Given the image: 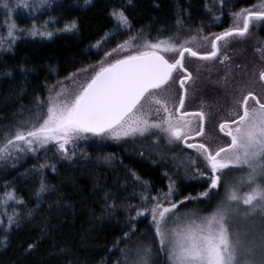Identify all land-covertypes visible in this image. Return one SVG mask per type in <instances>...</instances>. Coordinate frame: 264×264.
Instances as JSON below:
<instances>
[{
	"label": "trees",
	"instance_id": "1",
	"mask_svg": "<svg viewBox=\"0 0 264 264\" xmlns=\"http://www.w3.org/2000/svg\"><path fill=\"white\" fill-rule=\"evenodd\" d=\"M256 1L60 0L52 17L61 20L59 29L75 21L76 31H60L49 40L22 33L0 52V138L27 118L49 85L102 56L95 47L114 33L120 35L114 9L124 11L132 29L157 40L173 38L181 25L222 30L229 14ZM41 180L47 192L37 197ZM168 181L163 168L114 146H94L72 160L53 154L45 168L28 157L0 170V208L8 195L14 193L16 199L9 209L12 224L0 226V264H123L133 249L157 243L149 218L129 217L144 205L142 194L166 193ZM206 190L204 183H184L179 198L198 197ZM212 202L189 200L181 209ZM125 232L130 239H121Z\"/></svg>",
	"mask_w": 264,
	"mask_h": 264
},
{
	"label": "snow or ice",
	"instance_id": "2",
	"mask_svg": "<svg viewBox=\"0 0 264 264\" xmlns=\"http://www.w3.org/2000/svg\"><path fill=\"white\" fill-rule=\"evenodd\" d=\"M90 2L86 0V3ZM46 5L50 6V0H39V7ZM20 6L29 7L26 0ZM3 7L7 8L8 5L4 4ZM258 8L260 10L243 9L235 13L233 26L224 32L211 37L201 35L200 39L206 42L202 46H210V51L201 53L192 47L196 36L180 44L173 42L170 36L168 39L157 38L156 42L145 40L135 52L129 51L114 61H101L99 69L85 82L79 83L74 94L69 95L63 87L50 93L46 114L42 116L39 112L34 113V120L18 123L14 132L6 134L0 142V159L15 152H35L50 144L57 146L64 159H70L66 145L86 134L106 136L116 141L159 134L166 137L169 143H183L204 161L208 171L205 173L197 169V172L206 178L207 190L198 197L177 199L175 184L170 180L166 193L157 196L142 194V200L145 201L142 209L129 219L146 214L151 216L160 252L165 255L167 264H254L248 259L254 256V247L238 236L233 238L229 230V218L241 211V203L245 206L242 211L246 217L257 212L264 214V98L248 91L236 99L234 103L239 106V110L234 108L229 113L234 114V118L222 120L218 124L219 132L228 141L213 148L207 142L208 113L204 107L197 111H189L185 107L188 93L186 84L193 80L185 59L187 56L203 62L218 60L224 64L229 57H221V41L226 46L231 38H246L254 21L264 22V4ZM112 15L119 22L116 32L119 33L123 26L127 34L131 35L132 26L124 11L114 9ZM77 28V23L72 21L57 30L70 33ZM17 31L20 29L14 22L7 27L9 46L15 42ZM28 34L47 39L53 37L47 23L43 30L33 26ZM2 47L3 37H0ZM128 47L125 42L119 45V50ZM164 53L174 55L166 58ZM68 79L76 83L74 77ZM259 80L264 82V70L260 71ZM177 82L182 90L178 102L170 98L173 85ZM153 113L157 119L152 118ZM191 163L195 164L196 160L192 159ZM240 168L248 169L246 178L238 182L251 186L247 193L241 195L238 185L232 184L227 187L224 200L208 214L202 215L200 210L186 207L181 210V205L186 206L189 200L209 199V193L218 190L223 178L229 175L226 170ZM52 171H56L54 166ZM132 175L137 181L140 180L135 172ZM46 192L47 187L41 180L35 195L40 197ZM213 194H218V191ZM10 198L15 199L14 193L10 194ZM130 238L129 232L123 233L121 237L124 240ZM32 247L29 246L30 250ZM114 247L119 249V241ZM151 252L149 247L138 253L140 259L137 264H151ZM260 264H264V259Z\"/></svg>",
	"mask_w": 264,
	"mask_h": 264
},
{
	"label": "rangeland",
	"instance_id": "3",
	"mask_svg": "<svg viewBox=\"0 0 264 264\" xmlns=\"http://www.w3.org/2000/svg\"><path fill=\"white\" fill-rule=\"evenodd\" d=\"M59 1L60 0H50V6L46 5L41 8L39 7V0H26L29 7L20 6L24 0H0V37H3V47L0 48V52L9 50L13 44L12 43L11 46H9L7 38V27L12 22H14L20 29V31L15 33L16 40H18L22 33H25V35L30 38L40 37H32L28 33L33 26L43 30V26L46 23L48 24V30L52 31L53 35L59 33L60 31L57 29H59L61 20L57 17H52L51 15L53 8H55L56 3ZM180 1L182 0H176L177 3ZM4 4H7L8 7H3ZM261 4H264V0H257L252 6L240 8L232 14H229L231 16L229 23H227L226 27L222 30H207L201 27L190 28L181 25L178 27V31L172 40L173 42L180 44L183 43V41L196 36L197 39L193 42L192 47L201 53L210 51V46H202L206 44V42L200 39L201 35L211 37L213 34H219L226 31L233 26L235 13H238L243 9H249L252 11L260 10L258 6ZM53 20L55 23H50ZM218 21L219 20H215L214 23ZM119 33L120 35L114 33L95 47V50L99 49V51L102 52V56L96 62L49 85L45 96L37 99L33 107L27 113V118L23 121L34 120V113L37 112L41 113L42 116L46 114L48 96L52 92L59 91L61 87L66 88L69 95L74 94L79 83L85 82L94 74V71L99 69L101 61H114L116 58H122L127 55L129 51L135 52L142 47L145 40L151 42L157 41L150 39L148 34L143 30H134L131 28V35H128L127 29L121 26ZM133 37L135 39H133ZM125 42H127L129 47L123 51L119 50V45L125 44ZM114 49L117 51H113ZM257 49H260V51H257ZM107 53H112V55L106 56ZM164 55L166 58H172L174 54L164 53ZM220 55L221 57L227 55L229 59L225 61L224 64L219 63L218 60L203 62L187 56L185 59L186 67L193 76V80L186 84L188 93L185 100V107L189 111H197L202 106L204 107V110L208 113L206 132L209 140L207 142H209L213 148L228 141V138L224 137L223 134L219 132L218 124L222 122V120H231L234 118V114L229 115V113L234 108L239 110V106L234 103L236 99L240 98L242 94L248 91H252L258 97L264 98V82L259 80V73L261 70H264V22L254 21L253 27L250 29V33L246 38H231L226 46L224 45V42L221 41ZM69 77H74L76 83H74L73 80L68 79ZM181 92L182 90L179 88V83L177 82L173 85L170 98H174L178 102ZM207 93L210 98L207 97ZM39 101H43V103L41 104ZM249 103L251 104L252 101H249ZM152 118L157 119L154 113ZM5 135L0 138V142L3 141ZM157 135L147 138L137 136L135 139L128 138L126 140L116 141L106 136L100 137L86 134L85 136H82V138L73 140L66 145L67 154L71 157L68 160L76 158L87 149L94 146H114L122 148L128 153L166 170V175L169 177L168 182L171 180L175 184L177 199H180L179 188L182 184H207L206 178L201 177L197 172V169H200L205 173L208 170L204 167V161L202 158L199 157L193 149L186 148L183 143H169L167 138L163 135H159V138L157 139ZM199 139L200 138H197V140ZM192 142L193 141H189V143ZM53 154L63 157V155L59 153L55 144H50L45 148H38L35 152H15L5 159H0V170L16 166L28 157H35L45 168L48 166L49 157ZM192 159L196 160L195 164L191 163ZM226 171L229 172V175L223 178L221 187L218 190H213V192L209 193V199L213 202L211 204L207 203L204 205V208L202 205L198 207L196 206L195 209L200 210L202 215L208 214V212L213 210L222 200H224L229 185L237 184L241 195L250 190L251 186L246 183H238L240 180L246 178L248 172L247 168ZM217 191L218 194H213ZM15 201L16 199H11L10 195L3 200L0 208V226L4 223L8 225L12 224V221L7 220V218L12 216V213H9V209ZM182 206L183 205H181V207ZM244 207L245 206L241 203V211L230 216L229 230L232 233L233 238L238 236L242 241L248 243L249 246L254 247L255 254L254 256L248 257V259L254 261V264H260V261L264 259V223H262V221H264V214L257 212L255 215L246 217L242 211ZM207 208L208 210H206ZM140 209L142 208H137L135 212ZM181 210L184 209L182 208ZM141 218H149L152 230L155 233L152 226L151 216L146 214L145 216H141ZM156 240L157 243L148 246L153 249L150 256V262L151 264H167L165 255L160 252L158 238L154 236V242ZM143 249L144 248L133 249L130 257L127 259L125 258L126 260L123 264H137L140 259L138 253H142Z\"/></svg>",
	"mask_w": 264,
	"mask_h": 264
}]
</instances>
